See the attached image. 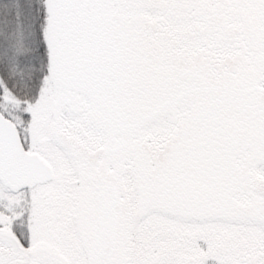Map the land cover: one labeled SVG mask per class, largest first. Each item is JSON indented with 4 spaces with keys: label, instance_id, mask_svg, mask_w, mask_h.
Listing matches in <instances>:
<instances>
[{
    "label": "snow or ice",
    "instance_id": "snow-or-ice-1",
    "mask_svg": "<svg viewBox=\"0 0 264 264\" xmlns=\"http://www.w3.org/2000/svg\"><path fill=\"white\" fill-rule=\"evenodd\" d=\"M0 264H264V0H0Z\"/></svg>",
    "mask_w": 264,
    "mask_h": 264
}]
</instances>
